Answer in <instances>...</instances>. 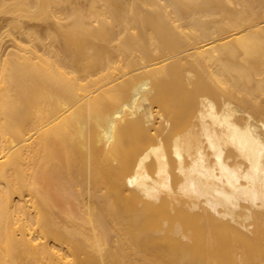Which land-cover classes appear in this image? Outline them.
I'll use <instances>...</instances> for the list:
<instances>
[{"label":"bare ground","instance_id":"obj_1","mask_svg":"<svg viewBox=\"0 0 264 264\" xmlns=\"http://www.w3.org/2000/svg\"><path fill=\"white\" fill-rule=\"evenodd\" d=\"M0 264H264V0H0Z\"/></svg>","mask_w":264,"mask_h":264}]
</instances>
